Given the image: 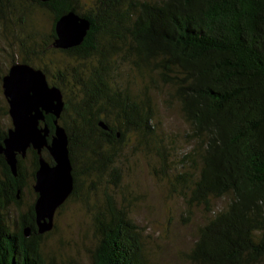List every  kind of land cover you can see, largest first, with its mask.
<instances>
[{
	"label": "trees",
	"instance_id": "obj_1",
	"mask_svg": "<svg viewBox=\"0 0 264 264\" xmlns=\"http://www.w3.org/2000/svg\"><path fill=\"white\" fill-rule=\"evenodd\" d=\"M70 12L87 18L91 27L80 46L63 51L53 46L55 24ZM30 14L48 18L49 32L35 31L26 21ZM0 22L22 31L17 63L46 74L34 61L50 49L93 64L74 69L69 80L67 68L59 71L61 83L55 85L64 95L59 125L67 132L73 167L68 200L89 203L90 195L97 196L96 185L82 194L81 179L94 172L107 175L129 140L167 162L170 146L155 123L150 87L136 96L119 85L112 74L121 60L154 85L168 87L190 128L193 149L181 164L194 170L172 183L189 211L203 208L211 214L187 254L190 264H264V0H0ZM65 83L78 90L77 103L68 100ZM54 120L46 118L51 136ZM8 130L0 126V146ZM27 156L31 173L18 156L14 176L0 154V264H55L41 249L52 231L38 232L34 185L32 206L16 222L10 220V209L21 207L29 181L35 184L39 156L33 149ZM43 157L53 164L46 150ZM218 199L227 203L215 210L212 201ZM103 203L95 204L91 264H150L126 209L107 194Z\"/></svg>",
	"mask_w": 264,
	"mask_h": 264
},
{
	"label": "rangeland",
	"instance_id": "obj_2",
	"mask_svg": "<svg viewBox=\"0 0 264 264\" xmlns=\"http://www.w3.org/2000/svg\"><path fill=\"white\" fill-rule=\"evenodd\" d=\"M26 21L35 27V31L43 34L51 28L48 18L41 14H30ZM21 35L20 29L9 25L6 27L5 23L0 22V126L4 129H11L12 121L5 112L9 107L3 95L2 79L14 63L20 62L17 36ZM41 45L37 40L36 46ZM35 58L34 63L46 68L51 86L61 83L57 78L59 71L67 68L69 80L74 69L93 67L91 62L75 61L64 53L52 52L50 49ZM112 76L119 85L130 87L136 96L141 95L144 87H150L155 123L160 135L165 137L170 146L165 154L167 162L164 163L156 151L152 153L146 146L138 148L136 143L130 144L129 140L126 147L117 151L107 175L100 178L94 172L90 177L83 176L82 194L86 197L88 188L94 185L99 188V194L88 196L89 203L73 198L64 204L55 215L52 233L42 242L43 255L48 262L55 264H91V254L97 243L95 204L105 202L107 194L126 209L128 217L138 227L150 264H190L187 254L194 246L199 228L211 217L203 208L189 211L180 187L172 183L175 176L194 170L186 163L181 164L182 158L193 149V142L189 138L190 128L181 114L179 104L171 98V91L161 82L154 85L149 76L142 75L121 60L117 62ZM65 84L68 100L77 103L80 100L78 90L71 83ZM24 160V167L30 174L32 159L26 156ZM82 160L80 158V162ZM111 181H116V185ZM32 185L34 183L30 180L24 189L21 207L10 209L11 222H16L18 216L26 213L34 203ZM226 203V199L213 200L212 206L220 210Z\"/></svg>",
	"mask_w": 264,
	"mask_h": 264
},
{
	"label": "water",
	"instance_id": "obj_3",
	"mask_svg": "<svg viewBox=\"0 0 264 264\" xmlns=\"http://www.w3.org/2000/svg\"><path fill=\"white\" fill-rule=\"evenodd\" d=\"M90 27L91 22L87 18L74 12L63 15L55 24L54 48L66 51L80 46ZM2 89L8 103L12 128L0 146V154L14 176H17L18 156L24 159L29 149L39 156L34 184L38 197L34 212L38 232L45 234L53 230L57 211L74 190L68 135L65 128L59 125L65 110L64 95L58 87L48 83L42 70L21 63L14 64L3 77ZM47 116L55 118L52 136L46 124ZM100 126L108 129L103 123ZM44 150L53 164L43 157ZM24 231L25 236L29 237L30 228Z\"/></svg>",
	"mask_w": 264,
	"mask_h": 264
}]
</instances>
